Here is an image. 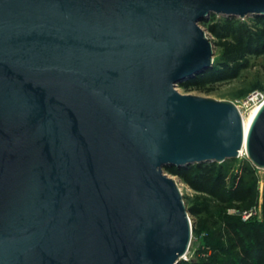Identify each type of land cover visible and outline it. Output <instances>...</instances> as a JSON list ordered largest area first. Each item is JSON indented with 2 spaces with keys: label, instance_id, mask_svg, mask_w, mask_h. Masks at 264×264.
I'll return each mask as SVG.
<instances>
[{
  "label": "water",
  "instance_id": "water-1",
  "mask_svg": "<svg viewBox=\"0 0 264 264\" xmlns=\"http://www.w3.org/2000/svg\"><path fill=\"white\" fill-rule=\"evenodd\" d=\"M264 0H0V264H178L192 228L164 167L264 168V103L176 88L213 67L200 22Z\"/></svg>",
  "mask_w": 264,
  "mask_h": 264
},
{
  "label": "rangeland",
  "instance_id": "rangeland-1",
  "mask_svg": "<svg viewBox=\"0 0 264 264\" xmlns=\"http://www.w3.org/2000/svg\"><path fill=\"white\" fill-rule=\"evenodd\" d=\"M199 24L214 44V64L177 84V90L231 101L246 114L264 97V18L212 14ZM254 96L256 100H250ZM164 172L177 181L191 220V243L181 262L243 264L241 247L233 248L228 240L225 217L256 221L264 231V168L243 154L223 162L193 164L186 175L176 166L164 167ZM252 209L257 213L245 220L244 212ZM251 264H259L256 255Z\"/></svg>",
  "mask_w": 264,
  "mask_h": 264
},
{
  "label": "trees",
  "instance_id": "trees-1",
  "mask_svg": "<svg viewBox=\"0 0 264 264\" xmlns=\"http://www.w3.org/2000/svg\"><path fill=\"white\" fill-rule=\"evenodd\" d=\"M256 18L261 19L264 17H256ZM197 76L193 78H196ZM201 164H209V163H200L197 165H201ZM191 166L192 165L188 167L178 168L181 171L179 173H183V175H186L185 171L189 169ZM172 167L175 166H168L167 168H172ZM216 182L218 183V178ZM193 184L196 185L195 183ZM225 223L229 230L228 240L230 244H232L233 248L241 247L240 254L242 257L240 258V261L243 264H251L253 263V256L256 255L258 259V263L259 264L262 263L264 261V231L259 227L258 222L252 221L250 223H245L240 220H234L232 217L226 216ZM207 263H208L207 261L201 262V264H207ZM178 264H189V263L180 261ZM191 264H199V262L193 261V263Z\"/></svg>",
  "mask_w": 264,
  "mask_h": 264
},
{
  "label": "bare ground",
  "instance_id": "bare-ground-1",
  "mask_svg": "<svg viewBox=\"0 0 264 264\" xmlns=\"http://www.w3.org/2000/svg\"><path fill=\"white\" fill-rule=\"evenodd\" d=\"M263 103H264V97L259 102H255V104L252 107H250V109L247 111L246 114H242L243 120H244L245 129H247L248 126L251 124L254 116L256 115L258 110L261 108ZM243 154L247 155L245 148L241 151L240 155H243Z\"/></svg>",
  "mask_w": 264,
  "mask_h": 264
},
{
  "label": "built area",
  "instance_id": "built-area-1",
  "mask_svg": "<svg viewBox=\"0 0 264 264\" xmlns=\"http://www.w3.org/2000/svg\"><path fill=\"white\" fill-rule=\"evenodd\" d=\"M255 99V96L254 97H251L250 100H254ZM258 99V98H257ZM261 99H258L257 102H259ZM257 212L254 211L253 209L252 210H248V211H245L244 214H243V217L245 220L251 218L254 214H256ZM186 257V256H185Z\"/></svg>",
  "mask_w": 264,
  "mask_h": 264
}]
</instances>
